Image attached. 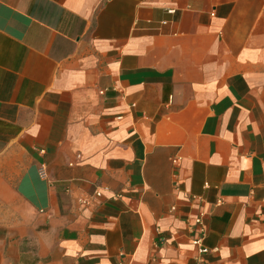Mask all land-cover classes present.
I'll return each mask as SVG.
<instances>
[{
  "label": "crops",
  "instance_id": "obj_1",
  "mask_svg": "<svg viewBox=\"0 0 264 264\" xmlns=\"http://www.w3.org/2000/svg\"><path fill=\"white\" fill-rule=\"evenodd\" d=\"M118 263L264 264V0H0V264Z\"/></svg>",
  "mask_w": 264,
  "mask_h": 264
},
{
  "label": "built area",
  "instance_id": "obj_2",
  "mask_svg": "<svg viewBox=\"0 0 264 264\" xmlns=\"http://www.w3.org/2000/svg\"><path fill=\"white\" fill-rule=\"evenodd\" d=\"M173 162L176 161V159H172ZM39 175L41 177H45L46 176V170L44 166H40L39 167ZM204 216H205V212L204 211H200L196 216H194L193 218V228L196 231V236L192 239V244L195 245V247L197 248V252L199 255L204 254L206 252H208V248H206L203 244L204 242V238L206 235V227L204 224ZM120 264V263H118Z\"/></svg>",
  "mask_w": 264,
  "mask_h": 264
}]
</instances>
